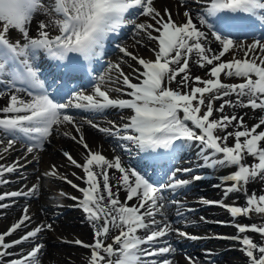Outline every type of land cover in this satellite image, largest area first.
<instances>
[{"label": "snow or ice", "instance_id": "1", "mask_svg": "<svg viewBox=\"0 0 264 264\" xmlns=\"http://www.w3.org/2000/svg\"><path fill=\"white\" fill-rule=\"evenodd\" d=\"M195 2L203 7L197 9L195 16L191 9L184 11V22L178 24L173 13L165 9L162 14L154 6V0H53L50 7H46L43 0H0V84L13 90L6 105L0 107V145H4L0 159L3 153L14 150L18 143L24 144L28 153L43 150L54 126L67 123L74 126L76 133H81V125L67 114V109H83L98 114L107 109L131 110L132 114L127 118L121 116V120H125L122 124L109 121L110 127H101L92 119L86 123L107 136L134 145L145 154L147 161L154 164L164 156L173 162L180 152L197 146V156L202 161L198 167L213 170L235 168V171L223 175L221 184L216 185L223 188L224 200L235 192H243L246 197L244 206L209 199H203L202 204L224 208L234 221L239 217L251 218L252 213L264 215V194H249L247 191L250 181L257 177L264 180V146L261 145L264 130L257 131L264 126V117L251 128L245 124L243 116L213 118L214 111L222 114L226 105L264 111V37L253 39L251 43L230 38L233 30L251 28L257 23L264 26V0ZM41 10L57 17L53 23L58 35L50 36L49 24L44 21L38 22V36L30 34L34 16ZM139 17H148L151 22L138 23ZM196 21L206 30L198 27ZM128 26L133 27L137 34L146 35L147 40L154 44L151 48L154 59H145L117 45L119 51L137 65L129 64L131 73L126 74L119 63L112 64L109 72L118 73L116 79L113 81L107 73L99 76L92 94L71 92L66 103H59L51 97L38 65L41 53L48 60L57 62L60 73L48 87L55 86L57 94H66L57 81L91 71L81 64L80 58L89 65L102 58L105 42ZM12 30L18 31L21 38L11 39ZM209 37L214 38L212 43L219 42V50L214 51L209 46ZM237 51L243 52L242 58L236 57ZM193 52L201 68L210 66L207 73L210 78L192 77L188 73ZM226 54H230L231 59H222ZM222 74L241 82H222ZM130 76L138 82H133ZM109 81L122 87L109 88ZM173 82L177 89L170 86ZM110 91L123 93L129 98H112ZM20 92H26L31 99L26 100L16 94ZM205 94L209 95L207 103ZM3 95L0 92V97ZM233 95L240 98L236 103L224 99ZM243 98H247V103ZM217 100L223 102L214 109L213 103ZM202 107L206 109L203 112ZM229 126L242 130L228 132ZM217 130L224 131L226 135H217ZM64 135L70 133L65 132ZM229 137H234L232 146L227 143ZM71 139L86 150L85 162L79 163L68 152L63 155L72 165L83 169L85 176L81 178L87 187L80 188L72 180L64 179L82 193V198L73 196L71 199L77 201L76 206L86 215L94 231L91 244L79 239L70 243L91 250L88 264H172L166 257L175 249L170 245L159 246L163 238L175 233L187 239H199L196 235L173 228L168 219V206L174 205L175 215L183 217L184 205L176 199L169 201L165 192L175 193L205 177L178 178V173L189 174L194 169L175 167L165 172L166 183L152 182L136 168L124 166L119 155L109 160L99 151H92L82 133L79 137L71 135ZM122 147L128 150L126 145ZM245 153L258 162L252 165L244 163ZM23 166L19 160L11 165L0 164V184L9 182L4 178L6 173H14ZM110 169L120 174L117 183L125 190L123 202L119 199V191H113L115 185L110 182ZM56 174L55 166L45 173ZM38 190L39 186L34 185L28 191L6 192L0 194V202L34 196ZM134 199L136 202L129 206L128 201ZM9 206L8 203H0V209ZM200 219L205 220L204 217ZM31 220L28 207H24L18 221L0 233V264H40L38 254L44 248L43 244H35L20 258L6 259L14 255L9 250L36 240L38 234L53 228L51 223L41 224L25 231L17 239L6 240L22 227L27 229L26 222ZM232 226L236 228L237 235L217 238L237 241L249 264H264V243L255 242L247 235L249 232L259 234L264 241V224L235 222ZM113 228L118 230V234L111 233ZM189 264H194L191 257Z\"/></svg>", "mask_w": 264, "mask_h": 264}, {"label": "bare ground", "instance_id": "2", "mask_svg": "<svg viewBox=\"0 0 264 264\" xmlns=\"http://www.w3.org/2000/svg\"><path fill=\"white\" fill-rule=\"evenodd\" d=\"M187 2V3H186ZM47 5H49V1L47 0L45 2ZM154 6L161 11V13L163 14V11L165 9L170 10L173 13V18L175 19V21L179 24L184 22V17H183V12L186 10L191 9V12L193 14V16L196 15L197 13V9L198 8H202L203 5H198L195 0L189 1V0H158L154 3ZM194 11V12H193ZM39 14V13H37ZM34 17L33 22L30 25V33L31 35H33L34 32H37V25L38 22L40 21H44L45 23L49 24V30L53 31L56 26L53 23V21L56 19V17H53L50 14H39ZM144 22H151L150 18L145 17ZM197 22L198 27H200L202 30H205L202 25H200ZM155 34V33H154ZM21 38V34L16 31V30H12V35H11V39L15 40V39H20ZM214 38L209 37V46L213 48L214 51L219 50V42H214L212 43L211 41ZM244 43H250V42H244ZM154 46V44L150 41L147 40L146 35L140 36L136 42H133L132 44L129 42L127 43L124 47L128 48L130 51H132L134 54L143 57L145 59H154V53L151 51V48ZM236 53H239V55H241L243 57V52L237 51ZM239 55H236V57H238ZM241 57V58H242ZM224 58L227 59H231V55L230 54H226ZM223 59V58H222ZM115 63H119L121 64V67L123 68V70L125 71L126 74L131 73V69L129 68V64H132L133 67H136L137 65L135 64V62H133L129 57L124 56L123 53H121L119 51L118 56L116 57V59H114ZM193 72L195 71H201L198 70L196 68V66L192 65L191 66ZM202 72V71H201ZM107 74H109L112 78V80L114 81L118 75V73L116 72H106ZM105 73V74H106ZM204 76L207 74V70L205 71V73H203ZM130 78H132L130 76ZM224 78H227L224 76ZM133 82H138L136 81L134 78ZM233 79V78H232ZM175 85L177 86V84L175 83ZM109 88H117V87H122V85L117 84V83H112L111 81L108 82L107 85ZM127 91V90H126ZM111 97L112 98H122L121 96H123V93H117V92H111ZM8 96L9 95H4L0 98V107H3L6 105L7 100H8ZM229 99H231L233 101V103H236L238 99V97H230ZM245 99L243 98V102L245 103ZM27 100V99H26ZM119 109H112L111 110V117H114L115 120H111L113 122H116L117 124H122L125 122V120H121V122H117L116 120L121 119V116L127 118L130 114L129 113H119L120 111H118ZM226 111H229V113H232V115H237L239 116H243L244 117V122L245 124H247V126L249 128H251L252 125L256 124L260 118L264 117V111H261L259 109L253 111L250 108H244V107H240L239 105H237L236 107H230L228 106V108L225 109ZM117 111V113H115ZM122 111V110H121ZM103 123V122H102ZM235 124V122H233ZM83 136L85 138V141L89 144V147L92 151H99L102 155H106L107 158L109 160L114 159L115 156H117V154L115 152H113V150L111 149V147L115 144L114 141L112 142H107V138L108 136L105 135L104 133H101L99 131H97V129H93L92 131L87 129L86 123H83ZM103 127H110L109 123H105L103 124ZM64 130L68 131V133H70V135L74 134V132H71V127H65L63 128ZM52 142V144L50 145V148L48 149L49 154H46L44 156H41L40 158V169L42 170V172H50L53 170V166H55V171H56V175L52 176V175H47L49 177H47V183H45L43 180L39 181V179L35 178L33 179L31 175L28 176V178L24 181H26L27 183H30L31 186L28 188L24 187V184H20L19 179L15 180H9V182H14L13 184H11L9 187H7V189H12L11 191H19L20 188L18 187H24L25 189L22 191H27L29 188L33 187L34 185H38L39 187H41V193L39 196V191H37V193L34 195V198H36V196H38V198H41L40 202L37 203L35 206H33L32 208L29 209V214L32 217V220L30 222H26L29 229L27 230H31L41 224H49L51 221V212L53 210L52 206H51V200H59V199H63L64 195H61V193H64L62 191H66V187L64 184V182H62V179L64 177H70V176H74L73 172H76L79 175H76L75 179L76 181H78L76 184L79 185L80 188H84L86 187V183L85 180L82 179L81 177L85 176V173L83 172L82 168H77L74 165H72L67 158L63 155L64 152H68L70 153L74 159H76L79 163H83V161H85V157H86V150H84L76 141L72 140L69 136H65V135H61V134H57L56 139L55 140H50ZM264 144V142H263ZM133 147H131V150H135V146L132 145ZM4 145H0V153H2ZM199 149L194 151L195 157L198 158L197 153H198ZM193 152V151H192ZM27 155V151L22 150V148L20 146H15L14 150L9 151L8 153H3V158L0 159V164L2 165H10L11 163H13V161L15 160H19L21 158H23L24 156ZM39 155V154H38ZM38 155H36L35 153L30 154L29 156H27L25 159H22L20 161L21 164H23L25 166V171L28 172V174L32 171L33 169V165H35L37 163L38 160ZM194 159L191 160V162H193ZM195 161V160H194ZM244 163L250 165L254 162V158L251 156H248L247 154L245 155V159L243 161ZM124 166H126L124 163H122ZM57 167V168H56ZM127 167V166H126ZM96 171H98V169H94ZM110 182L113 183L115 185V187H113V191H119V199L123 202L125 200V190L124 188L119 185L117 183V178L120 175L115 169H110ZM227 170L224 171V169H221L219 172V175H223L224 173H226ZM229 172V171H228ZM7 175V173L5 174V176ZM218 175V173H217ZM227 175V174H226ZM5 178V177H4ZM19 182V183H18ZM262 186L264 181H260ZM17 184V186H15V184ZM261 184L257 185V183H252L249 186V189L247 190L249 194H251L252 192H256V193H260V194H264V191L262 189ZM12 186V187H11ZM15 186V187H13ZM67 186V185H66ZM101 188H102V184H101ZM213 189V187H212ZM211 189V186H205L202 191L205 192H201V189L198 188L195 190V192H193L191 194L195 195L198 194V192L200 194H205L207 197H211V191H213ZM78 190V189H77ZM183 191L186 190L185 189H181ZM79 191V190H78ZM10 192V191H8ZM6 193V192H5ZM199 195V194H198ZM77 197L82 198V193L79 191V193L77 194ZM191 197L184 199L186 202L187 201H191L190 199ZM246 199L245 195H241V194H231L229 196L228 199L229 203L233 202L234 200H236V203L238 206V201L237 199ZM33 200V199H32ZM34 201V200H33ZM31 202V201H30ZM136 201L135 199L133 201H128V204L131 206L132 204H134ZM24 201H21L20 204H23ZM106 203V201L104 202ZM19 203H17L16 201L13 202V207L9 208V209H3L0 210V216H4L3 219H0V233H3L5 230L8 229V225L11 223V221L13 219H19L22 215V211L21 210H15V208H17ZM74 204V203H72ZM76 205H77V201H76ZM16 206V207H14ZM77 207V206H76ZM41 212H44V219L45 221H43V218H39V214ZM15 214V216H14ZM18 216V217H16ZM84 215L83 213H80L79 211H72L71 212V218L65 220V224L66 227L64 228L66 230V232L70 235L71 233H73L74 237L77 238H81L83 242L85 243H89L91 244L93 242V229L90 226V224H88L86 227L84 226H80L82 223H86L85 220H83ZM18 220H16L15 222H17ZM35 221V222H33ZM43 221V222H42ZM13 222V223H15ZM36 222H38L37 224H35ZM31 224V225H30ZM12 225V224H11ZM30 225V226H29ZM69 225H74L77 226L76 229H73L71 227H67ZM64 232V231H63ZM111 233L113 235L118 234V230L116 229H111ZM140 234V233H138ZM43 236H46L45 239H42ZM77 238L73 239V238H67L66 236H63L61 232L59 233H47L44 231L38 235V238L35 240L36 244H43L44 248L42 249V251H51L54 249V247H52L55 244H58L60 246V248L64 251V252H58L57 254L54 255V258L58 259V260H62L68 263V264H83L84 262L81 259L80 256V251L78 249L75 248H69L67 246V244H73L70 243V241H74ZM170 238L172 240L175 241H180V240H184V237H180L177 234H171ZM204 243L209 244L208 240H202ZM111 242V241H108ZM187 242H191L190 240H188ZM49 243V246H48ZM217 246V245H216ZM51 247V248H50ZM58 247V246H57ZM215 250H219V249H215ZM229 251H226L224 253H222L223 257H228L231 253H240V250L242 251V248L240 247H232L230 249H226ZM24 251V250H23ZM41 251V252H42ZM231 254V255H232ZM214 257H218L219 255L215 252L213 253ZM199 258H201V256L199 255ZM44 264H51L50 260H46V262H44ZM86 264V263H85ZM174 264H187L186 262L183 261H177L174 262ZM189 264V263H188Z\"/></svg>", "mask_w": 264, "mask_h": 264}, {"label": "rangeland", "instance_id": "3", "mask_svg": "<svg viewBox=\"0 0 264 264\" xmlns=\"http://www.w3.org/2000/svg\"><path fill=\"white\" fill-rule=\"evenodd\" d=\"M46 1V0H45ZM49 1V5H47L45 2V5H46V7H50L51 6V4H52V2H53V0H48ZM189 1H192V0H189ZM187 3V2H186ZM164 12V11H163ZM194 12V11H193ZM38 13L39 14H46L44 11H38ZM38 14V15H39ZM54 16V15H53ZM55 17V16H54ZM55 33H57L58 32V29L57 30H55L54 31ZM144 34L143 33H141L140 34V36H143ZM136 39H138V36L135 38V40ZM134 40V41H135ZM133 42V41H132ZM198 60V57H196V60H195V65H196V68L198 69V70H201L202 72H203V70L204 69H201L200 67H199V65L196 63V61ZM201 71H195V73H191L190 71L188 72L192 77H196V76H201V75H197V74H199V73H202ZM182 76V75H181ZM180 79V76H179V78L177 79V80H179ZM173 89H177V86L175 85V82L173 83V85L171 86ZM207 100L208 99H206L205 101H206V103H207ZM223 101H221L220 102V104L222 103ZM217 104L214 102L213 103V107H214V109L215 108H218L219 106H217ZM221 115H228V113H219V112H215L214 111V117L213 118H216V119H219L220 118V116ZM230 115H232V113H229V115L228 116H230ZM238 128H234V127H232V126H229L228 127V129H227V131L228 132H233V131H236ZM240 130V129H239ZM217 135H221V136H223V135H226V133L224 132V131H221V130H217V133H216ZM232 139H234V138H232ZM232 139H228V141H229V143L231 144L232 143ZM116 149H119L120 148V145L119 144H117L116 145V147H115ZM125 148V147H124ZM127 151H125V153H126ZM38 166H40V163H38L37 165H35V167L37 168V170H36V172H35V174H34V176H36V175H42L41 173H40V171H39V169H38ZM41 170V169H40ZM256 180V179H255ZM212 182H214V181H212ZM254 182V180L253 181H250L249 182V184H248V186H247V190L249 189V186H250V184H252ZM254 183H256V182H254ZM211 183H209L208 185H210ZM215 184V183H214ZM204 185H198V184H194L193 186H192V188L191 189H194V188H198V187H203ZM211 186V185H210ZM236 194H239V192H236ZM241 195H244V193H240ZM215 197V196H214ZM184 198H186V197H183V199ZM209 197H206V196H198L197 197V200L198 201H196V202H194L192 205H194V206H191L192 208H195L196 210H194V211H192L191 213H187L186 215L184 214V216L183 217H180L179 218V221H178V223L177 224H175V226H174V228H178V229H180L181 231H185V232H187L189 235H196L197 237H199V239H196V241L195 242H192L193 243V245H192V243L191 244H188V247L189 248H191L190 249V251L189 252H187V253H184L185 255L184 256H175L174 258H183V259H185L187 262H189V257H191L192 258V261L194 262V263H198V264H200V262H205V260H202V259H196L197 257H196V255H195V251L194 252H191V251H193V250H197V251H200V250H203V252L205 253V254H207L209 251H211V238H210V244H201L200 243V241L202 240V238L203 237H212V239H214V237L215 236H217V235H221L222 234V232H223V234H225L224 233V231L221 229V228H218V227H215V225L214 224H212V222H211V220L213 221L214 219H217L218 218V220L221 218L220 216H216V210L215 209H211V210H209L204 204H202V200L203 199H208ZM183 199H181V200H183ZM243 200H244V198H243ZM242 200V201H243ZM40 201V198L38 199V200H36L35 202H39ZM245 201L246 200H244L243 202H242V205L241 206H243V205H245ZM20 207H22V208H24V207H31V205H27V204H23V205H21ZM54 208H57V206L55 205V207ZM184 210V209H183ZM171 211H172V213L173 214H175V206L174 205H172L171 206ZM71 211H68L67 213H65V214H63V213H59V214H55V215H51V218H53V219H51V221H48V222H50L52 225H53V228L51 229V230H47L46 232L47 233H50V232H54V233H59L60 231H62L63 230V228L62 227H64L65 225L63 224V221H62V219H66V218H68L69 217V213H70ZM211 212H213V213H211ZM211 214H213V215H211ZM211 215V216H210ZM14 216H15V214H14ZM16 217H18V216H16ZM201 217H204L205 218V220L204 221H202V223H203V226H199V227H197L196 229H193L192 231H191V228L193 227V226H189V223H191V222H193V221H197V222H200L201 221ZM211 217H213L212 219H211ZM55 218V219H54ZM15 220H17V219H13L12 220V222H15ZM258 218H254V217H252V218H250L249 219V222L252 224V223H258ZM261 221H263V220H261ZM259 224H263L262 222L260 223L259 222ZM198 225H199V223H198ZM211 225V226H210ZM9 226H11V224H9L7 227H9ZM82 226H84V225H82ZM211 231L213 232V235L211 236ZM226 231H227V229H226ZM21 234V233H20ZM173 234V233H172ZM63 236L64 235H66V234H62ZM209 235V236H208ZM69 236V235H68ZM67 236V237H68ZM44 238H46V236H43ZM71 237H73L72 235H71ZM74 238V237H73ZM72 245V246H71ZM71 245H69L71 248H73V247H75L74 246V244H71ZM54 246H57V245H54ZM28 248H32V246H30V247H28ZM59 248V247H58ZM57 247H55L52 251H51V253H49V251L47 252V253H42V254H40V259H41V261L43 262L45 259H48L49 260V257H50V262L52 263V264H61V262L58 260V259H56V258H54V255L55 254H57V251L58 252H64V251H61L60 250V248L58 249ZM175 248V247H174ZM81 251H83L84 252V255H85V252H86V250H84V249H82ZM87 254V253H86ZM241 256H242V254H241ZM185 257H187V258H185ZM237 258H233L232 257V259H234V260H237V261H239V262H235V263H233V264H249L248 262H246L243 258H240V256L239 255H237L236 256ZM205 258L207 259V258H209V256L207 255V256H205ZM214 262V261H213ZM206 263V262H205ZM209 264H211V261H209ZM222 264H227V263H222Z\"/></svg>", "mask_w": 264, "mask_h": 264}]
</instances>
